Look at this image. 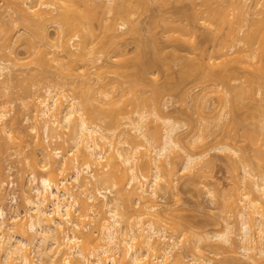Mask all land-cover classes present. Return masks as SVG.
Instances as JSON below:
<instances>
[{
	"label": "bare ground",
	"instance_id": "6f19581e",
	"mask_svg": "<svg viewBox=\"0 0 264 264\" xmlns=\"http://www.w3.org/2000/svg\"><path fill=\"white\" fill-rule=\"evenodd\" d=\"M3 1L0 18L10 19L0 20V160L10 151L21 158L25 210L17 195L6 197L15 182L0 168V264H264V113H248L247 102L257 87L264 99V0H192L186 10L177 1L163 31L173 49L155 38L140 41L133 57L121 45L152 0ZM155 1L159 10L171 2ZM199 26L212 56L234 51L242 63L207 68L182 56L179 43L205 52ZM191 84L202 87L200 98ZM171 92L191 96L209 125L197 128L189 112L183 133L167 112ZM215 150L234 171L236 194L221 197V229L202 235L169 218L177 209L160 201L182 173L207 185Z\"/></svg>",
	"mask_w": 264,
	"mask_h": 264
},
{
	"label": "rangeland",
	"instance_id": "374dc122",
	"mask_svg": "<svg viewBox=\"0 0 264 264\" xmlns=\"http://www.w3.org/2000/svg\"><path fill=\"white\" fill-rule=\"evenodd\" d=\"M168 1H171L172 3L168 2L169 4L170 3L171 4L170 5L168 4L167 7H165V5H167L166 4L167 2L160 3V5H159L160 10H161L160 11L158 9V6L156 5L159 3V1L156 3V1L154 2V0H152L150 2V8L148 9L149 11L144 12V10H143L135 17L133 26L137 29V33L131 32V33L127 34L126 35L127 39L125 41V44L124 45L120 44L121 46H123L127 49L129 56H131V57L134 56L136 49H137V46H138L140 41L147 43V44H152V42L154 41L155 38L159 41V44L163 48L164 51L168 52V51H171L173 49L171 42L167 40V38L165 37L166 35H163V33L166 31V29L164 30V28H167V26L170 24V22H167V21H172L171 20L173 18L172 13L174 12L173 9L181 6V3H182L183 4L182 7H186L185 8V10H186L187 8L190 7V6L188 7V4H191L192 0H190V3H189V0H185V2L182 1L181 3L180 2L177 3V1H180V0H168ZM3 2H5V0ZM1 4L3 5V3H0V6H1ZM161 4H163V5H161ZM182 7H180V8H182ZM172 10H173V12H172ZM178 10H179V8H178ZM182 10H183V8H182ZM1 11H4V7H3V9H1ZM159 12H160L161 16H159V14H158ZM175 12H176V9H175ZM7 14L8 13H5L4 14L5 16L4 15L1 16L0 20L3 21L4 17H6L5 21H9L10 17H9V14L8 15ZM173 14H175V13H173ZM5 21H3V23ZM0 23H2V22H0ZM196 30H197L196 31L197 32L196 33L197 42L203 46V48L205 49V52L202 51L204 53H202V52L199 53V52L195 51L189 43H179V44H177V48H178L180 54H182V56L188 57V58H197L196 60L199 59V61L203 60L202 62L204 64L208 65L207 68L211 65L212 66L213 65L214 66L219 65V66H228V67H232V66L238 67V64L242 63V61H240V59H239V57H240L239 54H235L234 51H231L232 53L229 52L230 54L228 57L227 56L226 57H220L218 54H217L218 57L216 55H213L214 56L213 57L211 54L212 43L210 41H209L210 42L209 43L208 40H206L207 38L204 36V34H205L204 29L199 26V29L196 28ZM51 32L54 33V30L51 29ZM202 46H200L201 49H203ZM19 50H20V52L19 51L18 52H19L20 57L27 56L25 54V50L23 48H20ZM257 56H256V58H258ZM251 58H253V57H251ZM253 60L251 61V63L255 62V60L254 61ZM257 60L259 62L261 59L259 60V58H258V59H256V61ZM199 61H197V62H199ZM105 62H107V60L105 59V57H103L101 59V61L99 62V64H102ZM259 64H260V62H259ZM244 65H245V67L247 66L250 73H256L255 69L258 67V66H256V65H258V63L254 64L256 66V67H254L253 63L250 64V58H248L247 60L244 61ZM179 70H180L179 66L174 67V69L172 70L173 71L172 73H173L174 77L176 78L175 80H177L179 77ZM244 73H246V72L241 70V74H244ZM162 81H165V78L162 77L161 82ZM231 82H230L231 85L233 84L234 86H239L238 84L240 83L239 81H234V80H232ZM192 85H194V84H191L189 86L191 88V92H192L191 96L195 98V96H197V94H198V98H200V96H201L200 92H201L202 87H199L198 84L195 87ZM261 86L264 88V83ZM193 87H194V89L192 90ZM257 91H258V87L252 92L251 96L253 97V99H250L247 102L250 105V107H252L248 113H254V114L259 115V114L264 113V101H263L264 99H263V96H261ZM176 93H177V91H176ZM176 93L171 92L169 97H168L169 102H168L167 112L176 121L180 122L182 125H185L184 128L182 129L183 133L184 132L186 133L188 130H190V128H189L190 127V121L186 118V115H185L187 113L189 114V112L192 115V118H193L192 121L194 122V124L196 123L195 126H197V128H198V126H199V128H205L207 125H209L210 121L206 122L207 117H201L198 113H196L197 111L194 112L195 109L197 110V105L195 108L194 102H193L191 96L186 97L185 100L182 101V93H180L181 97L179 96V93L178 94H176ZM192 94L195 96H193ZM216 96L217 95H215V94L212 95V98L214 99V100L212 99V102L214 101V104L219 107L218 109H224L223 102L221 101V103H220L218 101V98H217L218 96L217 97ZM3 98L4 97H0V101H2ZM196 99H197V97H196ZM16 106H17V102L14 104V107H16ZM225 110L229 111V107L225 108ZM240 113L242 114L243 117H249L250 116V114L247 115V112L245 110H241ZM248 121H252V120L249 118ZM26 125H29V124L25 123V126ZM204 125H206V126H204ZM29 126H31V125H29ZM200 126H202V127H200ZM217 129L219 130V126H218V128H216V127L213 128V130L216 131L217 139H222V137L224 135L222 136V134H221L222 132H221L220 133L221 135L219 136V132L217 131ZM182 132L180 134L183 136ZM31 134H32V136L35 135L34 133H31ZM185 136H187V134ZM185 139L188 140L189 137L185 138ZM214 140H215V137H210L207 141L210 142L209 144L211 145L214 142ZM208 145L206 147H210ZM240 145L243 147L244 143H241ZM245 147H246V145H244V148ZM192 150H196V149H192ZM199 150L197 149V151H199ZM10 152H8V154L10 153L9 157L11 156V158H9L10 159L9 161L6 160L8 158V156H7V158L5 157L6 155H4V157L6 158L5 160L3 157L1 158V160L2 159L4 160L3 164L0 160L1 174H3V173L5 174L4 175L5 178L0 174V182L2 181L3 178H4L3 180L6 179L8 181H14L15 182V185L13 187H12V184L9 185V187H6L7 188V192H6L7 196L6 197L10 198L14 194L17 195L19 197L20 210H25V206H24L25 204H24V201L22 199V194H21L20 189H19V185L21 183V178H20L21 173H19L18 171H19V168H21V162H19L21 160V158H18L15 155L13 156L12 155L13 151H10ZM247 154H249V153H247ZM209 155H210V161L212 160L213 167H211L209 169V171H211V173L210 172H208V173L211 175L208 174L210 176V177H208L209 181H207V180L206 181L208 182L207 185H208L209 190H210V188L212 190V195H210L208 193L209 190L207 188L206 182L203 185L202 183H200V182H202V181H200L201 179L198 180L199 178L193 177V179H192V177H190V176H186V177H185V175L182 176V174H185V173H182V174L178 173V175L179 174L180 175L177 176L178 180L175 183L176 187L173 188L175 190L171 189L172 191L170 190V192L168 190L167 196L163 200L160 201V203L162 204L161 207L164 210L167 209L166 211H168V212H170V210H172V209H175V208L177 209V214L175 213L172 215V214L168 213L171 216V217L169 216V218H172V219L174 218L175 220L177 219L176 221L182 222L183 224L187 225L188 227L191 226L193 228V231H199V233L202 235H206V233L212 234V232L213 233L216 232L217 229L218 230L221 229L220 226L222 224H218L217 222L221 221L220 220L221 217L226 216V214L224 215V213H223V212H225V209L223 208V206L225 207L226 202H228L227 198H229L231 196L229 198V200H232L233 197H235L236 190H233V188L237 187V185L234 181L235 178L233 177L235 175V174L233 175L234 171L232 170L231 165H229L230 163H229L226 155L223 152L218 151V150L212 151L211 153H209ZM208 156L206 158L209 160ZM12 157H14V158H12ZM4 165H5V167H4ZM7 166L11 167L12 170H11V172H8L9 170L8 171L6 170V173H5L4 170L7 168ZM240 172H239V174L242 173V172L241 173ZM10 174L12 177L9 179V178H7V176ZM194 179H196V180L194 181ZM205 179H207V178H205ZM192 181H193V184H191ZM205 185H206V187H205ZM205 188H206V190H205ZM173 191L176 192L175 195L177 194L176 196H178V197H175L174 193H172ZM220 194H221V196H218ZM222 195H224L225 198ZM221 197H223V199H227V200L223 201V203H222L223 199ZM219 198H221V199H219ZM6 202H8V201H6ZM6 204H8V203H6ZM164 207H166V208H164ZM231 214L227 213V216L231 215ZM234 216L235 215L233 214V216L230 218L231 220H229V221H232L233 224L236 225V228H239L237 217L236 216L234 217ZM235 218H236V220H235ZM228 219H229V217H228ZM196 233H198V232H196ZM183 250L186 251L184 248L182 249V251Z\"/></svg>",
	"mask_w": 264,
	"mask_h": 264
}]
</instances>
